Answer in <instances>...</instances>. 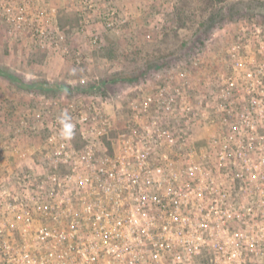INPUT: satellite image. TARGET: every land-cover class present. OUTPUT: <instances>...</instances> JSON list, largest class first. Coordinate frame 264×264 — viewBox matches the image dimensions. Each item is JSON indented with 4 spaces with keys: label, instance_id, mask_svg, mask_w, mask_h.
I'll list each match as a JSON object with an SVG mask.
<instances>
[{
    "label": "built area",
    "instance_id": "obj_1",
    "mask_svg": "<svg viewBox=\"0 0 264 264\" xmlns=\"http://www.w3.org/2000/svg\"><path fill=\"white\" fill-rule=\"evenodd\" d=\"M23 4L11 18L7 2L2 17L25 21ZM50 15L39 9L32 31L42 35ZM254 31L255 45L237 38L224 50L226 72L212 77L213 92L200 101L215 105L220 130L204 148L190 140L188 99L197 92L185 87L184 72L180 85L162 82L130 104L127 128L137 129L122 130L111 154L100 148L111 118L91 102L73 109L77 126L67 131L78 127L83 148L55 127L46 140L43 202L4 204L12 212L0 215L6 262L264 264V40L261 28ZM174 112L180 123L163 125L159 116Z\"/></svg>",
    "mask_w": 264,
    "mask_h": 264
},
{
    "label": "rangeland",
    "instance_id": "obj_2",
    "mask_svg": "<svg viewBox=\"0 0 264 264\" xmlns=\"http://www.w3.org/2000/svg\"><path fill=\"white\" fill-rule=\"evenodd\" d=\"M7 2L13 18L23 0H0V215L7 217L12 212L4 204L13 198L43 202L46 140L55 127L74 149L83 148L78 127L67 131L77 126L72 112L81 105L97 104L113 121L100 146L111 154L122 130L137 129L127 128L130 104L162 82L180 85L176 77L184 72L185 87L197 92L188 99L190 140L204 148L220 130L215 105L204 109L200 101L213 92L212 77L226 72L224 50L237 38L254 44L256 28L264 40V0H191L193 15L183 21L172 15L173 0H24L27 19L19 23L2 17ZM41 8L51 15L39 35L32 23ZM39 82L62 89L41 91L33 86ZM178 114L159 118L171 127L180 123ZM0 264H8L1 254Z\"/></svg>",
    "mask_w": 264,
    "mask_h": 264
},
{
    "label": "trees",
    "instance_id": "obj_3",
    "mask_svg": "<svg viewBox=\"0 0 264 264\" xmlns=\"http://www.w3.org/2000/svg\"><path fill=\"white\" fill-rule=\"evenodd\" d=\"M191 0H173V12L172 15L176 20L183 21L184 18L186 19L187 17H192L193 12L189 8V2ZM215 1V0H210ZM182 2L184 5H182ZM6 78L10 79L11 81H16L14 78L11 76H6ZM20 84V83H19ZM35 88L44 91V90H56V89H62L61 86H55V85H50L46 82H39L33 85ZM20 87H27V85L20 84Z\"/></svg>",
    "mask_w": 264,
    "mask_h": 264
},
{
    "label": "crops",
    "instance_id": "obj_4",
    "mask_svg": "<svg viewBox=\"0 0 264 264\" xmlns=\"http://www.w3.org/2000/svg\"><path fill=\"white\" fill-rule=\"evenodd\" d=\"M2 75V74H1Z\"/></svg>",
    "mask_w": 264,
    "mask_h": 264
}]
</instances>
